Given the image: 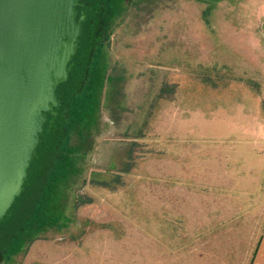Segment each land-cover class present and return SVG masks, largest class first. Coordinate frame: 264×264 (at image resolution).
I'll list each match as a JSON object with an SVG mask.
<instances>
[{"label":"rangeland","instance_id":"obj_1","mask_svg":"<svg viewBox=\"0 0 264 264\" xmlns=\"http://www.w3.org/2000/svg\"><path fill=\"white\" fill-rule=\"evenodd\" d=\"M81 3L59 105L7 210L34 217L1 225L17 234L0 239V264H249L264 206V0Z\"/></svg>","mask_w":264,"mask_h":264},{"label":"water","instance_id":"obj_2","mask_svg":"<svg viewBox=\"0 0 264 264\" xmlns=\"http://www.w3.org/2000/svg\"><path fill=\"white\" fill-rule=\"evenodd\" d=\"M80 0H0V221L23 189L76 53Z\"/></svg>","mask_w":264,"mask_h":264},{"label":"trees","instance_id":"obj_3","mask_svg":"<svg viewBox=\"0 0 264 264\" xmlns=\"http://www.w3.org/2000/svg\"><path fill=\"white\" fill-rule=\"evenodd\" d=\"M60 86V85H59ZM59 86H58V88H59ZM58 88H57V90H56V92H57V96L59 97V95H58ZM60 98V97H59ZM46 126V125H45ZM44 129H45V127H44ZM55 148V147H54ZM53 148V149H54ZM53 149H52V152H53ZM34 161L33 162H31V164H30V166H29V168H28V176H29V171L30 170H32V167L34 166ZM26 184H28V178H27V180H26V182H25V184L24 185H26ZM23 193V192H22ZM53 194V193H52ZM21 196V195H20ZM24 197H25V195H23V199H24ZM28 197H26L25 199H27ZM30 198V197H29ZM24 199V200H25ZM21 198H19V200L18 201H16V206L17 205H19V204H25V203H21ZM25 202V201H24ZM26 203H28V202H26ZM26 205H29V204H26ZM16 206H15V208H16ZM25 206V205H24ZM20 211H25L24 210V208H20L17 212H13V210L11 211V212H6V216L2 219V221L0 222V227H1V225L3 224V223H5L6 222V224H8L9 226H10V223H12V224H16L17 225V227H18V229L19 230H21L22 229V226L25 224V225H27V224H29L31 221H32V219H33V217H34V213L33 212H30V213H24V214H22L21 216H17L18 215V213H20ZM59 219L60 218H56V219H53L51 222H45V223H43V224H40V223H37L35 226H33V227H31V228H36V229H38V230H36L37 232L38 231H40L42 228H44V226L46 225V224H48V223H57L58 221H59ZM29 226H30V224L29 225H27V228H29ZM36 231H34V232H36ZM12 234H17L16 232H14V231H12V232H10L9 234L8 233H4V234H1L0 235V239H2L3 237H5V239H7V238H10V235H12Z\"/></svg>","mask_w":264,"mask_h":264},{"label":"crops","instance_id":"obj_4","mask_svg":"<svg viewBox=\"0 0 264 264\" xmlns=\"http://www.w3.org/2000/svg\"><path fill=\"white\" fill-rule=\"evenodd\" d=\"M262 170H263L262 172L264 175V167H262ZM258 179L260 183H263L260 177H258ZM257 188L261 189L262 186L259 185ZM260 213H262V215L259 216V219H261V223H262V230L258 236V242L255 245V248H254L252 257L249 261V264H264V206L260 209ZM211 264H231V263L225 262V261H219V262H214Z\"/></svg>","mask_w":264,"mask_h":264},{"label":"flooded vegetation","instance_id":"obj_5","mask_svg":"<svg viewBox=\"0 0 264 264\" xmlns=\"http://www.w3.org/2000/svg\"><path fill=\"white\" fill-rule=\"evenodd\" d=\"M84 1H86V0H84ZM84 1L83 0H80V2H83L84 3ZM87 1H90V0H87ZM79 8H80V6H78L77 7V11L79 12V15H80V10H79ZM79 15L78 16H76V19H78L77 17H79ZM85 17V16H84ZM86 19V17L82 20V27H81V34H80V37H79V43H80V39H81V36H82V31H83V21Z\"/></svg>","mask_w":264,"mask_h":264}]
</instances>
